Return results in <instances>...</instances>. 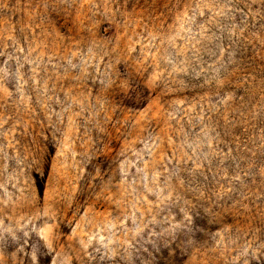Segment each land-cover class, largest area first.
<instances>
[{"label": "rangeland", "instance_id": "374dc122", "mask_svg": "<svg viewBox=\"0 0 264 264\" xmlns=\"http://www.w3.org/2000/svg\"><path fill=\"white\" fill-rule=\"evenodd\" d=\"M0 264H264V0H0Z\"/></svg>", "mask_w": 264, "mask_h": 264}]
</instances>
